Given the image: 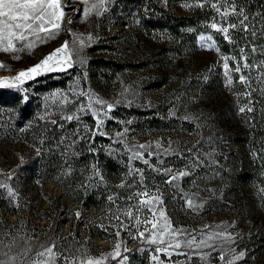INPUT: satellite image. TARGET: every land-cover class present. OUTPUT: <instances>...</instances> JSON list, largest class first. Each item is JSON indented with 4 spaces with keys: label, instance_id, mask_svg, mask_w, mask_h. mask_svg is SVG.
I'll use <instances>...</instances> for the list:
<instances>
[{
    "label": "rangeland",
    "instance_id": "rangeland-1",
    "mask_svg": "<svg viewBox=\"0 0 264 264\" xmlns=\"http://www.w3.org/2000/svg\"><path fill=\"white\" fill-rule=\"evenodd\" d=\"M118 1L103 0L100 6L101 0H60L64 15L58 29L46 25L47 32L25 33L26 40H13L20 49L15 52H5L0 47V81L18 85L0 89L20 93L26 101L34 97L39 104V123L52 122L56 127L54 134L61 137L64 154L56 158L57 172L51 175L52 179L69 190L73 185L79 187L83 193L99 188L104 183L97 159L104 151L124 171L121 180L110 185L109 193L134 195L121 197L119 194L111 199L113 206L99 227L105 234L101 236L97 231L95 235L94 216L67 201L59 185L42 186L44 178L38 175L37 188L29 192L36 194L26 198L31 199L28 200L32 204L30 211L36 210L34 216L28 210L9 219L0 216V261L82 264L91 259L94 264L97 261L99 264H241L247 252L240 246L250 232L246 231L248 226L245 230L237 227L238 221L228 209L231 204L223 198L231 196L229 183L222 181L220 174L214 177V166L220 156L216 139L220 128L211 112L226 110L224 105L228 103L230 109L226 110L224 123L229 129L252 118L255 110L254 83L248 76L255 75L256 70L248 62L247 45L235 40L249 26V14L239 8L245 0H143L146 6L151 1L160 5H168L170 1V10L176 12L173 15L184 17L182 23L196 16L198 24L185 28L188 30L178 46L166 32L146 34L141 45L145 49L143 61L154 70L145 68L118 75L106 71L93 73L91 61L99 56L109 58L117 52L106 50L107 56L104 50L95 48L123 28L113 27L107 18ZM212 24L227 27V36L212 28ZM224 39L231 44L229 50L223 47ZM65 43L67 48L57 53ZM124 45L133 48L136 44L126 41ZM53 53L49 67L59 59L60 69L41 71L22 83L15 81L21 71L40 64ZM239 53L241 61L235 59ZM158 70L170 75L169 84L162 88L155 84ZM132 109L149 114H137ZM153 117L160 119V123L152 120ZM74 139L84 143L83 148L89 153H94L91 164L81 173H86L81 182L73 180L69 157L65 154L68 143ZM20 147H12L10 155L0 154V188L7 190L16 201H20V195L12 181L29 161L27 152ZM136 173L144 183L139 188L146 187L141 191H135ZM173 176L177 178L172 180ZM148 180L151 182L145 184ZM152 184L154 189H148ZM261 184L255 183L247 194L254 197L264 193ZM143 191L149 197L136 195ZM151 196L159 197V201L140 203ZM168 196L172 198L167 203ZM128 211L132 212L131 217L126 215ZM149 220L156 223L155 228L152 223H146ZM117 244L120 255L114 259L111 253ZM176 244L180 247H175ZM48 248L55 253L51 260L39 255Z\"/></svg>",
    "mask_w": 264,
    "mask_h": 264
},
{
    "label": "trees",
    "instance_id": "trees-1",
    "mask_svg": "<svg viewBox=\"0 0 264 264\" xmlns=\"http://www.w3.org/2000/svg\"><path fill=\"white\" fill-rule=\"evenodd\" d=\"M170 1L168 5H160L157 1H151L149 4L147 3V6L143 0L118 1L114 6L115 9L107 18L110 19L113 27L121 26L123 28L115 31L111 38L104 40L101 47L95 48V50H104L105 54H107L106 50L111 53L112 50L117 52L109 58L99 56L91 61V72L98 74L106 71L118 75L125 71H141L150 68L149 63L143 61L145 49L141 46L145 43L147 33L166 32L171 36L173 43L178 46L177 43L180 42L181 36L188 30L185 28L196 26L198 18L196 16L185 17L187 19L184 23H188L184 25L182 23L184 17L177 18L173 15L176 12L170 10L172 6ZM243 2L244 4H241L239 8L249 14V26L244 27L243 33L237 35L235 40L240 45H247L248 62L256 70L255 75L248 76L254 83L252 98L255 100V110L252 118L245 119L243 123L239 124L238 129L234 126L228 129L224 123L227 111L230 109L228 103L224 105L227 111L211 112L213 117L216 116L221 129L216 136L220 156L217 157V164L214 166V177L220 174L222 181L229 183L231 196L223 198L231 204L228 209L233 214V219L238 221L239 226L237 227L245 230V226H248L246 231L250 232V236L248 235L240 246V249H245L247 252V258L241 264H264V193L256 194L254 197L247 194L252 191L251 187L257 182L262 183L264 192V0H245ZM258 15H261L262 19ZM126 41L136 45L133 48L127 47L129 45H124ZM223 47L229 50L231 44L224 39ZM178 49H181V46ZM132 52L134 55H130ZM107 56L109 55L107 54ZM235 59L241 61L242 54L235 55ZM151 60H154V57ZM155 76L157 77L155 83L157 88L169 84L170 75L168 73L158 70ZM38 107L39 104L34 97L26 101L20 93L0 89V143L2 144L0 145V154L10 155L13 152L12 147L21 146L20 150H25L29 158L27 164L17 172L12 181L13 188L19 192L20 201H16L7 190L0 188V216H7L9 219L11 215H20L26 210L30 211L32 204L29 205L28 200L31 199L26 200V198L36 194L29 192L37 188L35 187L38 182L37 176L41 175L44 178L40 183L42 186L49 183L59 185L65 192L63 197L67 201L94 216L95 221L92 227L96 235L95 232L99 231L100 224L104 223L107 213L113 206L109 198H114L119 194L121 197H129L134 193H109L112 188L110 185L120 181L124 171L120 169L119 162L104 151L99 153L97 159L104 183L99 188L89 193H83L79 187L73 185L69 190L60 181L52 179L51 175L57 172L56 158L59 154H64L60 147L62 141L60 136L54 134L56 127H53L52 122L39 123ZM132 111L142 115L149 114L137 109H132ZM115 114L118 116V113ZM90 118L93 120L92 117ZM153 119L157 118L153 117ZM159 120L157 119L158 123H160ZM111 123L115 124V121H111ZM155 127L157 128V126ZM102 138L108 140L105 137ZM68 144V152L65 154L69 157L68 165L72 169L73 180L81 182L85 179L84 175L86 174L81 173L87 165L91 164L89 161L94 153H89L87 149L83 148L84 143H80L76 139L70 140ZM136 174L138 176L134 177L135 191H141L146 187L139 188L144 183H141L140 174ZM148 182L151 181L148 180L145 184ZM153 186L155 185L152 184L148 189H154ZM71 191L75 193H70ZM171 198V196L167 197V203ZM257 204L258 207H255ZM169 210L171 212L170 206ZM30 212L33 217L36 210ZM62 214L64 211L61 212ZM82 222L81 224H83ZM101 234L104 236L105 233L101 232Z\"/></svg>",
    "mask_w": 264,
    "mask_h": 264
},
{
    "label": "snow or ice",
    "instance_id": "snow-or-ice-1",
    "mask_svg": "<svg viewBox=\"0 0 264 264\" xmlns=\"http://www.w3.org/2000/svg\"><path fill=\"white\" fill-rule=\"evenodd\" d=\"M103 5V0H101L100 6ZM97 5H93V7H96ZM215 7V5H213ZM220 9L217 8V11ZM227 13H225L226 15ZM64 15V12L61 7L60 0H0V47H2V50L5 52L8 51H18L20 49H17L15 44L13 43V40L17 41H23L27 39V36L25 33L31 32L32 34H35L37 31L41 32H47L49 31V28L46 27V25H50L52 28H59L60 21ZM247 19V17H245ZM212 28L216 29L217 31H222L225 36H227L228 28H219L216 24L211 25ZM230 27L235 28V25H230ZM201 39H204L201 37ZM209 39H211L209 37ZM6 42V43H5ZM29 48L32 47L31 44L27 45ZM67 48V44L65 43L61 48L57 49L56 52H63ZM255 51V49H253ZM49 55L47 58H45L40 64H37L26 71H21L16 77L15 81L22 83L24 79L27 78H34L36 75L40 74L41 71H56L60 69V61L59 59L56 61L54 65L49 67V61L53 59V56ZM247 67L248 65H244ZM228 65L225 64V68H227ZM62 70V69H61ZM239 71V67L236 69ZM241 80L244 79L243 76L240 77ZM231 82V81H229ZM5 86H18L15 82L11 85H6L5 82L0 81V88H3ZM97 103H102L101 101L97 100ZM111 105H108V108L111 109ZM241 111H244L242 108ZM249 111L251 109L249 108ZM69 120L72 119V117H68ZM102 123V121H101ZM143 147V145L141 146ZM147 163V161H145ZM181 176L187 175V173H180ZM177 177L173 176L171 179L175 180ZM171 183V180L168 181ZM6 187V185H2ZM120 187H123V185H120ZM11 192V190L9 189ZM137 196L140 197H149V193L147 191L143 192H137ZM109 199H112L111 197ZM152 201H159V197L157 196H151L147 200H141V204H151ZM77 216H79V213H76ZM129 217L132 216V212L128 211L126 213ZM155 215V214H154ZM161 216H163V212H161ZM137 224L140 223V221L137 219ZM146 223H152L153 228L156 227V223L152 222L151 220L146 221ZM165 227L167 228V222ZM140 235H143L141 233ZM155 243V239L152 241ZM163 242V241H161ZM175 247H180L179 244H176ZM127 251V249H125ZM40 256L44 257L47 256L49 260L53 259L55 256V253H53L52 248H48L45 252H41L39 254ZM112 257L115 259L120 255V245L117 244L115 246V251L111 253ZM127 259V257H125ZM153 259H156V257H153ZM220 259H223L221 256ZM0 264H5L4 261H0ZM40 264V262H38ZM43 264H47V261L43 262ZM71 264H75V261H72ZM82 264H94L93 260L88 259L86 262H82ZM95 264H99V262H95Z\"/></svg>",
    "mask_w": 264,
    "mask_h": 264
}]
</instances>
